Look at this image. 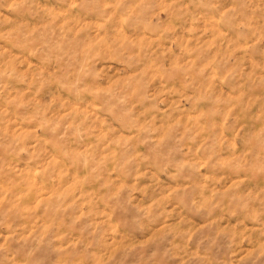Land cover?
Masks as SVG:
<instances>
[{"label": "rangeland", "instance_id": "1", "mask_svg": "<svg viewBox=\"0 0 264 264\" xmlns=\"http://www.w3.org/2000/svg\"><path fill=\"white\" fill-rule=\"evenodd\" d=\"M0 264H264V0H0Z\"/></svg>", "mask_w": 264, "mask_h": 264}]
</instances>
